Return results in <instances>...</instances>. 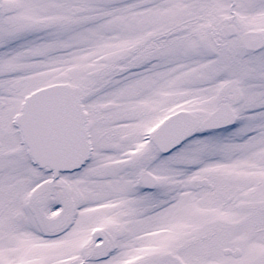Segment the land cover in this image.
<instances>
[{
  "label": "snow or ice",
  "instance_id": "snow-or-ice-1",
  "mask_svg": "<svg viewBox=\"0 0 264 264\" xmlns=\"http://www.w3.org/2000/svg\"><path fill=\"white\" fill-rule=\"evenodd\" d=\"M0 264H264V0H0Z\"/></svg>",
  "mask_w": 264,
  "mask_h": 264
}]
</instances>
